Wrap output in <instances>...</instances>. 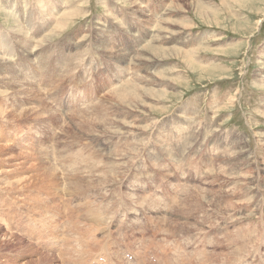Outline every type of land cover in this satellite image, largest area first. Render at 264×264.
Masks as SVG:
<instances>
[{
	"label": "rangeland",
	"instance_id": "obj_1",
	"mask_svg": "<svg viewBox=\"0 0 264 264\" xmlns=\"http://www.w3.org/2000/svg\"><path fill=\"white\" fill-rule=\"evenodd\" d=\"M141 263L264 264V0H0V264Z\"/></svg>",
	"mask_w": 264,
	"mask_h": 264
},
{
	"label": "bare ground",
	"instance_id": "obj_2",
	"mask_svg": "<svg viewBox=\"0 0 264 264\" xmlns=\"http://www.w3.org/2000/svg\"><path fill=\"white\" fill-rule=\"evenodd\" d=\"M68 13V12H67ZM66 14V11H65V13H63L62 15H65ZM67 15V14H66ZM61 16V15H60ZM60 25H62V24H60ZM60 25H59V27H60ZM66 24L64 23V26H65ZM2 59H4V58H2ZM155 81H156V79H155ZM117 92H118V90H117ZM132 92H128V91H120V92H118L117 93V95L118 96H121L122 98H125V99H127V98H130V96H132ZM115 96V95H114ZM149 103V102H148ZM149 106V105H148ZM92 211V210H91ZM89 213H90V211H89ZM91 214L92 215H90L91 217H94V218H92V219H95V220H99V219H102L101 217H100V215L98 214V213H94V212H91ZM100 217V218H99ZM95 220H94V222H95ZM98 222V221H97ZM95 224V223H94ZM99 224V223H98ZM103 224V223H102ZM113 225V224H112ZM117 225V224H116ZM121 226V225H120ZM116 227V226H115ZM94 228V227H93ZM103 228V227H102ZM94 229H96V228H94ZM113 229H115L114 227H113ZM112 229V230H113ZM143 229V228H142ZM97 230H99V229H97ZM116 230V229H115ZM103 232V231H102ZM116 232V231H115ZM103 234V233H102ZM61 235V234H60ZM91 235V234H90ZM62 237V236H61ZM120 237V236H119ZM124 237V236H123ZM126 237V236H125ZM60 239V238H59ZM65 238H63V240H64ZM139 239V238H138ZM150 239V238H149ZM63 240H61L62 242H64ZM98 240V239H97ZM100 240V239H99ZM56 241V240H55ZM66 241V240H65ZM101 241V240H100ZM122 242H123V240H122ZM63 244V243H62ZM102 244V243H101ZM124 244H125V242H124ZM144 244V243H143ZM88 245V244H87ZM98 245V244H97ZM104 245H106V243L104 242ZM111 245V244H110ZM146 245V244H145ZM135 246V245H134ZM101 247H103V246H101ZM152 247V246H151ZM154 247V246H153ZM61 248H66L65 247V245L62 247L61 246ZM106 246L102 249L101 248V250L103 251L104 249L106 250ZM145 248V247H144ZM144 248H142V249H144ZM156 248H157V246H156ZM64 250V249H63ZM68 250V249H67ZM66 250V251H67ZM206 250V249H205ZM65 251V252H66ZM139 251L137 250V252H135V253H138ZM142 252V251H141ZM145 252V251H144ZM67 253V252H66ZM93 253V252H92ZM105 253V252H104ZM134 253V254H135ZM139 254V253H138ZM137 254V255H138ZM73 255V254H72ZM88 255V254H87ZM142 255H144V254H142ZM146 256V255H145ZM75 257V256H74ZM138 257H139V255H138ZM84 258V257H83ZM67 260H68V258H67ZM87 261V260H86ZM170 263V262H169ZM141 264H143V263H141Z\"/></svg>",
	"mask_w": 264,
	"mask_h": 264
}]
</instances>
